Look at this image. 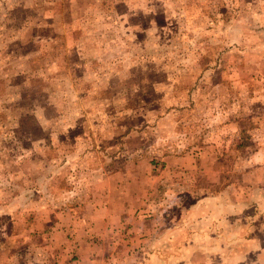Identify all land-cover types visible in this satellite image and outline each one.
I'll use <instances>...</instances> for the list:
<instances>
[{
    "label": "rangeland",
    "instance_id": "obj_1",
    "mask_svg": "<svg viewBox=\"0 0 264 264\" xmlns=\"http://www.w3.org/2000/svg\"><path fill=\"white\" fill-rule=\"evenodd\" d=\"M263 8L0 0V264L47 259V222L119 199L127 178L112 173H130L125 191L148 188L115 237L188 220L190 264H264ZM192 150L196 165L177 170L193 178L151 177Z\"/></svg>",
    "mask_w": 264,
    "mask_h": 264
},
{
    "label": "crops",
    "instance_id": "obj_2",
    "mask_svg": "<svg viewBox=\"0 0 264 264\" xmlns=\"http://www.w3.org/2000/svg\"><path fill=\"white\" fill-rule=\"evenodd\" d=\"M186 153L187 155L172 156L169 154L170 157L160 158L161 166L167 165L166 162L168 161L174 166L176 172L157 171L155 174H150L154 181L168 186L172 185L175 188L174 182L177 184L179 180L193 178V173L185 171L178 173L179 170L177 169L183 166L187 167L186 164H191L193 167L192 165L197 161L196 156L199 158L201 152L192 150ZM141 160L144 162V158ZM129 174L115 175L112 173L109 177L114 179L115 176H121L123 179L126 176L127 178L121 184L120 191L116 189L113 191L116 195L121 196L116 201L103 199L100 203L90 204L84 209L83 216H77V219L71 217L70 213H66L63 219L58 221L54 219L50 225L48 221L46 226L53 230L50 232L51 235L45 237V243L48 245L47 251L50 253L47 259L38 264H190L188 260L193 256L194 248L189 246L193 241L187 235L188 220L180 223L179 221H170L169 228L163 233L156 232L154 229L153 237L147 236L145 231L142 233L139 231V235L135 236L133 242H130V239L123 240L115 237L114 229L119 226L121 219L126 220L130 214L138 213L139 215L142 213V210L137 209L141 207L140 204L145 202L148 193V188L145 185L138 187L139 183L136 187L130 186L131 188L125 191V186L130 184L128 183L131 178ZM133 175L139 178L138 173H133ZM169 191L175 193L174 189ZM113 192L109 191L106 196L113 194ZM125 195H136L141 197V200L139 203L134 202L136 206L131 207L126 205ZM74 205L76 206V204ZM154 222L153 228L156 227ZM138 223L140 224L135 226L142 227L143 224ZM64 231L67 233L70 231L68 233L70 235H63ZM126 234L127 236H134L129 230ZM225 238V236H219L217 240L223 243L226 242ZM201 241L203 242L202 237ZM161 245L168 246L162 247Z\"/></svg>",
    "mask_w": 264,
    "mask_h": 264
},
{
    "label": "trees",
    "instance_id": "obj_3",
    "mask_svg": "<svg viewBox=\"0 0 264 264\" xmlns=\"http://www.w3.org/2000/svg\"><path fill=\"white\" fill-rule=\"evenodd\" d=\"M239 133H242V131H239ZM242 147V144L240 143V146H239V148H241Z\"/></svg>",
    "mask_w": 264,
    "mask_h": 264
}]
</instances>
